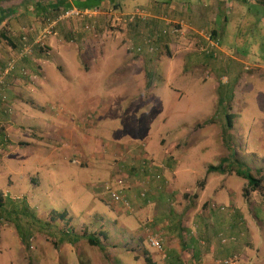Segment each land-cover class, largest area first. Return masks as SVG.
Masks as SVG:
<instances>
[{"label":"rangeland","instance_id":"1","mask_svg":"<svg viewBox=\"0 0 264 264\" xmlns=\"http://www.w3.org/2000/svg\"><path fill=\"white\" fill-rule=\"evenodd\" d=\"M117 1L126 16L131 15L136 7L149 9L155 3L170 2ZM173 1L206 6L214 2ZM31 2L35 8L30 16L46 18L50 12L49 0ZM235 2L228 0L225 11L217 17L218 22L211 26L219 31L218 37L213 40L208 38V34H202L206 45L196 38L177 47H174L173 41L162 42L163 47L166 44L169 50L161 48L153 62L163 60V63H173L170 64L172 67L167 65L168 69H165L171 75L165 73L164 65L155 69L151 75L159 76L147 92H143L141 82L137 83L140 79L138 72H135L133 81L129 77V69L121 68L113 73L115 56H107L104 60L100 49L105 41L116 39L117 33L127 30L135 22L122 21L120 27L114 26L108 31L101 28L90 39L82 36L83 39L75 40L77 44L73 42L75 38H67L72 48L83 51L70 58L79 66L77 76L65 73L59 92H51L52 98L49 95V102L44 104L46 110L35 109L24 121L31 136L26 131L20 137L27 147L21 149L19 156L0 159V264H19L15 262L22 254L32 256L35 264H43L39 259L41 247L33 243L32 248L31 235L48 238L50 243L47 246L53 248L51 255L58 257L60 253L54 249L58 246L59 250L65 249L63 246H67L73 234H94L101 227H108L113 220L118 223V219H130L131 214L137 219L140 216L138 213H128L121 205L110 206L109 195L103 189L104 184L109 182L116 191L124 190V186L127 197L135 189V186H129L130 179L134 177V173L131 175L130 172L134 169L126 173L129 167H122L118 159L121 157L116 158L121 146L127 147L129 143L140 147V162L150 159L154 166L162 168L156 170L162 177L164 169H168L166 165L172 168V173L165 172V178L170 179L179 191H187L183 193L186 196L184 200L190 201L195 197L198 205L215 212H220L218 209L223 206L228 215L234 213V208L239 209V205L240 209L247 207L243 194L246 188L244 178L234 172L232 175L216 170L208 172L223 160L225 171L234 170L228 164L232 163V154L251 173L257 169L264 173V6L248 0L244 4L245 13H240L235 10ZM69 3L83 12V6L91 7L93 0H71ZM224 17L230 18V21L222 34L219 22ZM79 18L73 16L66 22H77ZM145 21L155 22L154 18H146ZM178 35L171 32L174 40ZM209 40L213 48L209 47ZM156 41H153L154 49ZM124 43L122 40L120 46ZM127 43L129 51L126 55L133 56L131 51H136L135 46L131 41ZM221 49L228 57L242 61L238 69L235 66L236 69L231 72L225 55L223 63H220ZM93 52H99L100 56L93 55ZM73 54L72 51L69 56ZM185 55L197 56L203 61V66L199 64L193 70L197 61L191 65L186 61L183 70L178 69L179 64L185 61ZM56 57L53 60L47 55L45 59L54 65L58 63ZM139 58L133 60L138 62ZM206 63H213L214 66L205 67L208 66ZM146 72L150 75L149 71ZM132 89L138 90L139 96H129ZM97 102H100L99 108ZM228 117L232 122L230 131L225 128ZM210 119L213 124L205 125ZM4 137L0 134L1 139ZM102 146H106L107 150ZM87 147H91L90 150ZM93 148H102L101 155H95ZM245 167L243 171H246ZM118 180L123 181L122 186L117 185ZM220 182L229 184L217 190ZM145 191L144 194H151L149 190ZM260 194H264V178H260ZM64 212L67 214L65 218L57 217ZM239 225L244 228L243 224ZM145 232L146 248L152 251L148 239L155 234L150 229ZM85 245L80 242L68 247L80 264L97 263L96 248L88 249ZM261 249L264 253V244ZM100 254L107 257L108 264L111 260L113 264H119L120 259H113L111 254ZM246 258L247 262L238 260L235 264L248 263L249 258ZM250 259L254 263L253 255ZM29 264L32 263L29 261ZM258 264H264V259Z\"/></svg>","mask_w":264,"mask_h":264},{"label":"crops","instance_id":"2","mask_svg":"<svg viewBox=\"0 0 264 264\" xmlns=\"http://www.w3.org/2000/svg\"><path fill=\"white\" fill-rule=\"evenodd\" d=\"M31 1L0 0V39L3 40L0 42V67H3L9 57L13 56V48L18 46V37L22 29L29 25H35L40 29L42 26L51 24L57 19L52 18L51 8H55L56 4L51 2L48 6L50 12L46 15V18L37 16L32 18L30 13L35 7ZM227 1L214 0L212 5L206 6L185 5L184 3H176L170 0L168 4L159 2V4L150 5L149 9L146 7H143L145 9L136 7L148 12L150 18H154L155 22L130 25L127 27V30L117 33L116 39L105 41L100 48L104 60L107 56L110 58L115 56V63H113L112 68L113 73L121 68L129 69V77L132 78V81L134 80L135 72H138L140 79L137 83L141 82L144 86H141L143 92H147V89L151 90L155 78L159 76L155 75L153 77L151 72L153 73L155 69L164 65L163 70L170 76L171 74L165 69H168L167 65L172 67L170 64L173 63H163V60L153 62L155 56L147 55L148 52L145 48H143V55L138 56L133 51H131L133 56L126 55V52L129 51L126 48L129 45L127 42L131 41L137 47V45L142 46L143 39L146 36L154 35L157 36V40L161 39L162 37L160 36L165 35H160L163 25L178 23L180 24V29L176 39L174 40L171 36L163 37L160 43L159 40L156 43L157 48L169 50L166 44L163 47L162 42L170 43L173 41L175 43L174 47H177L195 38L199 39L198 41L202 45H206V38L202 34H208V38L219 36V31L211 28V26H213L215 21L216 23L218 22L219 18L217 17L221 12L225 11ZM250 1L256 3L258 6H264V0ZM247 2L248 0H236L234 4L235 10L245 13L244 4H247ZM97 3L98 0H93V5L91 6H96L95 4ZM185 14L187 16H184ZM124 16L126 15H124L120 8L119 11L114 13L113 18H116L115 21H119V18H123L122 21H125ZM220 19L219 24L222 26L221 33L224 34L230 18L224 17ZM101 22H103L102 17L87 18L77 22L71 21L67 23L64 21L56 23L53 34L45 42L47 55L51 56L53 60H55L54 56L58 57H56L58 63L54 65L51 64L50 60L45 59L46 56L43 53L34 54L30 59L17 62L15 70L5 79L3 91L0 93V95H4V100L0 96V134L5 136L2 139L0 138V159H8L11 155L19 156L21 149L27 147V143L22 141L20 137L26 131L30 134V129L25 125L24 121L34 113L35 109L46 110V105L44 104L49 102V95L52 98L51 92L52 94L59 92V88H61L63 82L61 80L65 73L77 76L79 66L70 58L74 57L75 54H79L80 49L72 48L67 38H75L73 41L75 44L78 43L76 41L80 37L82 39L83 37H85L84 39H90L91 36L100 32ZM115 26L120 27L118 24ZM168 39L170 41H165ZM122 40L126 43L120 46ZM94 44L97 45V42ZM72 51L74 54L69 56ZM220 54L222 56L220 63H223V55H225V59L228 61L226 63H229L231 72L236 68L238 69L239 64H242L239 58L228 57L225 52L223 53V49H221ZM93 55L100 56V53L93 52ZM136 57H141L138 59L140 61H134L133 59ZM119 58L120 60H118ZM183 61V63L179 64L180 67L178 69L180 70H183L186 61L189 65L197 61L193 70L197 69L199 64L203 66V61L198 60V57L195 55H185ZM206 64L208 66L205 67L214 66L213 63ZM22 68L26 69L28 77L20 75L19 71ZM84 69L87 70L88 67H84ZM146 71H149L150 75ZM132 81L128 84L130 85ZM134 95L139 96L138 90H131L129 96L132 97ZM97 103V108H99L100 102ZM102 147L107 150L106 146ZM90 148L87 147L88 150ZM101 149L93 148L92 152L95 155H101ZM140 150V147L136 143H129L127 147L121 146L120 152L116 156V158L119 156L124 159L118 158L122 162V165L127 168L132 166L134 170L137 169L138 171L130 179L129 186H135V189L130 191L128 198L132 202L134 214L138 213L140 216L135 219L133 218V214H131L130 219H118V223L113 220L109 223L108 227H101L107 235L106 240L101 241L103 251L97 247L89 246L81 238L83 236V232H81L80 234L77 233V235L73 234L67 246H63L65 249L59 250L60 246L54 249L60 253L57 257L51 255L53 248L47 246L50 243L48 238H45L44 235H31L30 242L32 248L34 247L33 243L39 244L41 247L39 255L41 263L80 264L76 260L74 252L68 247V245L71 247L78 245L80 242L85 243L88 249L96 248L95 251L98 253V257L95 264H105L107 257L101 256V252L111 254L110 256L113 259H120L118 260L119 264L120 262L123 264H221L224 259L232 256H237L239 260L246 262V257H248L249 262L242 264H258L261 259H264V253L261 249L264 244V194L259 195L257 192H249L248 197L246 199L243 198L245 203L248 204L247 207L240 209L241 205H239V209L234 208L232 215L215 212L207 207L198 205L195 197L190 201L184 200L186 196L183 193L187 191H179V189L173 187L170 179L165 178V172L168 174L172 173V168L166 165L168 169L166 171L164 169L163 180L161 179L160 182H150V185L146 187L151 194L146 197L149 201L145 202L139 199L138 196L140 189L145 188L142 185L144 183L142 174L138 170L140 167L139 159L142 153ZM91 156L93 155L91 154ZM129 171V169L125 170L126 173ZM132 173L130 172L131 175ZM244 182L247 185V181L245 180ZM227 185L225 183L223 185L220 182L217 190L226 188ZM187 198L190 199V197ZM207 210H210V212L208 213ZM239 224H243L244 228ZM147 229H150L155 234V237L161 240V252L151 246L152 251L146 248L147 236L145 231ZM63 231L68 235L70 234L68 231ZM224 239L226 240L225 242H223ZM251 255H253L254 263L250 259ZM18 258L19 260L15 263L29 264L30 261L32 264H35L32 256L25 257L22 254V257ZM93 260L95 261V259ZM110 263L113 264L112 260ZM106 264L108 263L106 262Z\"/></svg>","mask_w":264,"mask_h":264},{"label":"trees","instance_id":"3","mask_svg":"<svg viewBox=\"0 0 264 264\" xmlns=\"http://www.w3.org/2000/svg\"><path fill=\"white\" fill-rule=\"evenodd\" d=\"M49 2L51 3H55L56 4V7L55 8H51V12H52V18H57V16L59 14H63L64 12L66 11H69V10H76L77 8L72 4H70L69 2H71V0H49ZM96 6H83V8H85L84 11H88L90 13L89 16H86V17H80L78 19V21H83L84 19H87V18H100L102 17V21L101 22L102 26L101 27L103 29V31H108L109 29H111L112 27L115 26V23L120 25L121 22H122V19L123 18H119V21H115L116 18H113L114 17V13L119 11L120 9V3L116 0H98V3L95 4ZM73 7H75L76 9H74ZM79 11V10H77ZM56 12V13H55ZM69 21V20H68ZM165 21V20H164ZM163 21V22H164ZM146 21H135V24H138V23H145ZM48 25V24H47ZM45 25V26H47ZM45 26H42L40 29L39 27L35 26V25H29L28 27L26 28H29V27H34L35 30L37 32H39L43 27ZM163 29L160 31V35L161 34H165L163 36H161L162 38L164 37H167V36H171V32L174 33L175 35H178L179 34V29H180V24L177 25V24H167V25H163L162 26ZM23 34V29L22 31L20 32V35L18 37V40H19V43H18V46L15 48H13V54H15L21 47V36ZM159 35V34H158ZM152 36V37H151ZM155 37V38H153ZM162 38L158 39L159 40V43L162 41ZM215 36H213L212 38L210 39H213L214 40ZM148 39H151L152 40V49L151 51H149V49H147V46L145 44V42L148 40ZM157 40V36H154V35H150V36H146L144 39H143V43H142V46H139L137 45V47H135L134 49H136V54L139 55H143L142 52H143V48L146 49V51L148 53H153L152 55H154L155 57H157V54L159 53V51H161V48L156 46V43L158 42V40L156 41V43L154 44L155 45V49L153 47V41L154 40ZM35 40V35L33 33H30L28 35V43L29 44H32L33 41ZM3 41L2 39H0V42ZM141 45V44H140ZM159 46V45H158ZM141 48V51L139 52L138 49ZM37 53H43L44 56H47V49L46 48H41L39 46H37L36 44L32 46V55L34 54H37ZM140 53V54H139ZM32 57V56H31ZM31 57H28V58H24L22 60H25V59H30ZM21 61V60H19ZM16 68V66H15ZM15 70V69H14ZM25 72V74H22L21 72ZM20 75H26L28 77V73L26 71V69L22 68L20 69L19 71ZM2 89H3V86H2ZM228 120L226 121V124H225V128L228 129V131L231 130L232 128V122H231V119L228 117L227 118ZM208 124H213V120L210 119L207 121V124L205 125H208ZM234 156L231 154V158H232V163H228L230 166L232 165L235 169L234 170H230L228 169L227 171H225L223 169V163H224V160L222 161V163H220L218 166L214 167V168H210L208 170V172H211V171H219L220 173H228L229 175H232V173L234 172L235 175L237 176H241L242 178H244L246 181H247V185H246V188L244 190V197L247 198L248 197V194L249 192H257L259 193V182H260V179L259 178H264V173L262 171H259L258 169L254 172V173H251L249 171V169H247V167L243 166V162H240V161H237L235 158H233ZM119 163V162H118ZM140 164V163H139ZM120 165V163L118 164ZM122 167H125L124 165H122ZM245 167L246 171H243L242 168ZM230 168V167H229ZM130 169H134V168H129ZM139 173L142 174V177H144L143 173H145V177L148 175L149 176V173L146 171V169L144 170V172L142 171V168L139 167ZM133 173H138L137 169L133 170ZM116 175H119V174H116ZM118 179V177H117ZM162 180H163V177H162ZM107 183L104 184V188L105 189V186H106ZM110 186L113 187L111 185V183L109 182ZM124 188V186H123ZM109 195V192L107 189H105ZM247 196V197H246ZM109 198V197H108ZM109 201H110V198H109ZM110 206L113 205V203L110 201ZM67 216V214L64 212V213H61V214H58L57 217L59 218H65ZM81 238H83V240L86 241V243L91 246V247H97L98 249H100L101 251L102 250V244H101V241L102 240H106L107 238V235H106V232L101 228V230L99 229L98 232L94 233V234H91V235H86V234H83V236H81Z\"/></svg>","mask_w":264,"mask_h":264},{"label":"built area","instance_id":"4","mask_svg":"<svg viewBox=\"0 0 264 264\" xmlns=\"http://www.w3.org/2000/svg\"><path fill=\"white\" fill-rule=\"evenodd\" d=\"M89 15H90V13L88 11L79 12L77 10H69V11H66L63 14H61L51 24H48L47 26L43 27L39 32H37L34 27L24 28L23 34L21 36V47H20V49L15 54H13L12 57H9V59L6 61V63L4 64L3 67H0V93L3 91L2 86H4L5 79L14 71L17 62L19 60L24 59L25 57L28 58V57L32 56V46L36 44L37 46L44 48V42L48 39L49 36H51L53 34V29H54V26L56 23L67 21L68 19H70L73 16L86 17ZM146 18H150V14L143 9H136L131 15L124 16V20L128 23H133L136 20L145 21ZM30 33H33L35 35V40L33 41L32 44L28 43V35ZM145 44L147 46V49H149V51H151L152 40L148 39L145 42ZM209 47L213 48L214 45L210 42ZM138 51L140 52L141 48H139ZM21 73L25 74V72H23V71ZM0 96H1V99L4 100V95H0ZM140 167L142 168L143 172L145 169L148 173L150 171H152L149 174V176L147 175L146 177H145V173H143V175H144L143 182L144 183L142 185L145 188L144 189L141 188L139 193H138L139 199H141L143 201H149L146 198V197H148V195L144 194L143 192L145 190H148L146 187L150 185V182H160L161 181L162 175H160L159 171H156L157 168H160V167L154 166V163L151 162L150 159H145L142 162H140ZM160 169H162V168H160ZM117 185L122 186L123 181L118 180ZM105 189L108 190L110 201L113 204L121 205L122 208L128 213L133 212L132 202L127 197V195H125V192L127 193V189L125 187L123 188L124 190L116 191V190L112 189L110 184H106ZM145 193H146V191H145ZM218 210L221 213H225V208L223 206H220ZM225 241L226 240L224 239L223 242H225ZM148 242L152 248H155L157 251L161 252L162 246H161V240L160 239H157L156 237H150L149 236ZM238 260L239 259L237 256H232L230 258L224 259L221 262V264H235V262Z\"/></svg>","mask_w":264,"mask_h":264}]
</instances>
